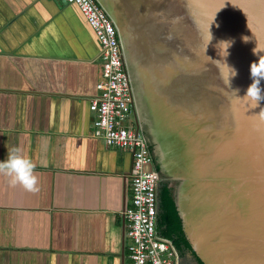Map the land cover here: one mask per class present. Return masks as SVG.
I'll return each mask as SVG.
<instances>
[{
    "label": "water",
    "instance_id": "obj_1",
    "mask_svg": "<svg viewBox=\"0 0 264 264\" xmlns=\"http://www.w3.org/2000/svg\"><path fill=\"white\" fill-rule=\"evenodd\" d=\"M96 1L116 26L139 126L176 185L192 249L204 264H264V100L244 97L264 55L252 51L264 49V0ZM222 40H232L226 57ZM216 60L237 70L229 84ZM160 215L157 204L166 238ZM176 251L178 264H196Z\"/></svg>",
    "mask_w": 264,
    "mask_h": 264
},
{
    "label": "crops",
    "instance_id": "obj_2",
    "mask_svg": "<svg viewBox=\"0 0 264 264\" xmlns=\"http://www.w3.org/2000/svg\"><path fill=\"white\" fill-rule=\"evenodd\" d=\"M99 53L76 5L0 0V160L18 150L38 178L0 171V264H130L132 156L92 136Z\"/></svg>",
    "mask_w": 264,
    "mask_h": 264
},
{
    "label": "built area",
    "instance_id": "obj_3",
    "mask_svg": "<svg viewBox=\"0 0 264 264\" xmlns=\"http://www.w3.org/2000/svg\"><path fill=\"white\" fill-rule=\"evenodd\" d=\"M64 1L79 8L100 45L101 77L89 105L94 114L92 136L132 156L131 201L124 211L130 264H177L172 241L157 236V170L139 128L116 26L96 0Z\"/></svg>",
    "mask_w": 264,
    "mask_h": 264
},
{
    "label": "clouds",
    "instance_id": "obj_4",
    "mask_svg": "<svg viewBox=\"0 0 264 264\" xmlns=\"http://www.w3.org/2000/svg\"><path fill=\"white\" fill-rule=\"evenodd\" d=\"M208 42L212 39V34L209 31L208 26ZM249 38L247 36L243 37L246 42ZM207 42V44H208ZM232 40H222L219 45H223L224 55H228L227 49L231 45ZM207 47V45H206ZM205 47V48H206ZM254 54H259L264 52L256 45L253 48ZM223 66L221 77L226 80L229 84V77H234L237 74L235 67H230L227 63L221 60H216ZM250 74L252 77V82L248 85L246 89V95L251 101L256 105L260 100H264V89L261 88V80L264 79V55H260L257 61H254L250 65ZM261 114V112L259 113ZM155 165V164H154ZM35 164L27 156L19 154L18 150H14L9 153L8 158L5 160H0V171H4L10 177V183L15 185L17 183L21 184L25 189L35 191L37 188V176L34 174Z\"/></svg>",
    "mask_w": 264,
    "mask_h": 264
},
{
    "label": "trees",
    "instance_id": "obj_5",
    "mask_svg": "<svg viewBox=\"0 0 264 264\" xmlns=\"http://www.w3.org/2000/svg\"><path fill=\"white\" fill-rule=\"evenodd\" d=\"M155 168L158 172L160 171L158 164H155ZM163 186L164 188L160 194L161 215L158 221V224L162 228L161 235L163 237L171 239L176 249L180 253L189 252L191 256H193L196 264H204L192 249L191 244L184 235L182 222L176 209L175 203L172 199L169 187H167V185L165 184H163Z\"/></svg>",
    "mask_w": 264,
    "mask_h": 264
},
{
    "label": "flooded vegetation",
    "instance_id": "obj_6",
    "mask_svg": "<svg viewBox=\"0 0 264 264\" xmlns=\"http://www.w3.org/2000/svg\"><path fill=\"white\" fill-rule=\"evenodd\" d=\"M157 164V163H155ZM160 168V167H159ZM160 170V169H159ZM159 184H158V189H157V204H158V211L161 209V200H160V194L164 188L163 184L167 185V187H169L168 183H170L171 180H169L164 174L163 172L160 170L159 172ZM175 183L173 184L172 189L169 187L171 195H172V199L174 197V193H175ZM174 201V200H173ZM186 237V236H185ZM187 239V238H186ZM184 257V256H183Z\"/></svg>",
    "mask_w": 264,
    "mask_h": 264
},
{
    "label": "snow or ice",
    "instance_id": "obj_7",
    "mask_svg": "<svg viewBox=\"0 0 264 264\" xmlns=\"http://www.w3.org/2000/svg\"><path fill=\"white\" fill-rule=\"evenodd\" d=\"M212 19L211 17H209L206 21H205V24H206V37L208 36V26L209 24L211 23ZM221 47H223V45H221Z\"/></svg>",
    "mask_w": 264,
    "mask_h": 264
},
{
    "label": "rangeland",
    "instance_id": "obj_8",
    "mask_svg": "<svg viewBox=\"0 0 264 264\" xmlns=\"http://www.w3.org/2000/svg\"><path fill=\"white\" fill-rule=\"evenodd\" d=\"M178 261H179V259H178ZM178 264V263H177Z\"/></svg>",
    "mask_w": 264,
    "mask_h": 264
},
{
    "label": "bare ground",
    "instance_id": "obj_9",
    "mask_svg": "<svg viewBox=\"0 0 264 264\" xmlns=\"http://www.w3.org/2000/svg\"><path fill=\"white\" fill-rule=\"evenodd\" d=\"M139 128H140V126H139Z\"/></svg>",
    "mask_w": 264,
    "mask_h": 264
}]
</instances>
